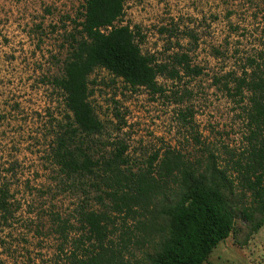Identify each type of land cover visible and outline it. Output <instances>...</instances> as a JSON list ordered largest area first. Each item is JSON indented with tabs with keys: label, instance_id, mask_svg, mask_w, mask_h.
Here are the masks:
<instances>
[{
	"label": "rangeland",
	"instance_id": "obj_1",
	"mask_svg": "<svg viewBox=\"0 0 264 264\" xmlns=\"http://www.w3.org/2000/svg\"><path fill=\"white\" fill-rule=\"evenodd\" d=\"M84 2L0 0V185L9 188L12 213L1 224L0 264H67L79 233L76 211L109 206L103 196L99 200L89 178L73 183L51 159L71 116L50 82L60 76L72 40L79 38L75 29ZM116 25L136 32L143 54L165 62L185 53L201 74L159 77V91L153 93L94 70L89 101L103 131L92 138L93 150L92 141L76 139V144L93 161L124 146L126 168L134 173L155 169L171 156L199 172L211 165L225 173L234 225L204 264H264V211L241 190L232 170L249 145L245 102L228 98L216 82L240 73L246 58L264 51V0H125ZM165 188L154 210L159 226L153 239L135 240L148 235L136 226L149 216L127 219L122 228V216L115 218L111 238L119 244L121 233L127 234L130 264H152L173 233L169 207L180 190L178 185ZM56 219L74 228H67L66 239L53 232Z\"/></svg>",
	"mask_w": 264,
	"mask_h": 264
},
{
	"label": "trees",
	"instance_id": "obj_2",
	"mask_svg": "<svg viewBox=\"0 0 264 264\" xmlns=\"http://www.w3.org/2000/svg\"><path fill=\"white\" fill-rule=\"evenodd\" d=\"M124 4L125 0H85L82 19L75 29L79 38L72 37L61 74L50 82L61 93L71 116L51 149L52 162L73 183L89 178L99 200L103 196L109 203L106 211H76L79 233L72 241L67 264H130L127 234L121 233L119 244L111 238L115 218L122 216V228L127 219L149 216L147 223L138 220L136 226L147 230L148 235L135 240L153 239L151 235L159 226L154 210L166 185H178L180 198L169 207L173 233L152 264H204L211 251L230 236L234 225L235 211L225 194L230 191L225 173L211 165L199 172L172 156L164 157L155 169L134 173L126 168L124 146L93 161L91 154L75 142L92 141L103 131L89 101L88 79L94 70L102 69L130 88L153 93L159 91V77L179 80L182 75L201 74L199 68L191 67L185 53L173 54L165 62L143 54L136 32L127 25H116L124 15ZM239 69L240 73H230L216 82L228 98L237 104L245 102L242 109L249 133L248 151L233 163L232 170L241 190L250 193L257 209L264 211V51L256 58H246ZM93 142L90 150L96 148ZM9 192L6 184L0 185V232L1 224L12 216ZM53 226V232L63 239L69 233L67 228L74 229L60 219L54 220Z\"/></svg>",
	"mask_w": 264,
	"mask_h": 264
}]
</instances>
